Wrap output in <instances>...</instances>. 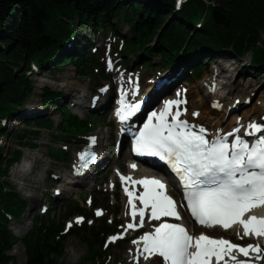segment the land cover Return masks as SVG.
Returning a JSON list of instances; mask_svg holds the SVG:
<instances>
[{
  "label": "trees",
  "instance_id": "16d2710c",
  "mask_svg": "<svg viewBox=\"0 0 264 264\" xmlns=\"http://www.w3.org/2000/svg\"><path fill=\"white\" fill-rule=\"evenodd\" d=\"M119 21L127 26L129 37L117 34L115 22ZM81 29L85 35L78 31ZM99 31L103 35L110 31L113 38H107L118 48L125 67L131 56L145 69L185 66V73L199 80L209 69L206 61H215L216 56L241 60L250 53L247 68L242 66L240 72L264 67V0H184L180 8L175 0H0V137H12L15 143L5 154L0 146V264L13 261L9 253L19 243L24 248L25 264H63L60 259L68 236L86 246L79 264H99L103 239L115 230V225L90 227L84 221L63 234L67 218L82 214L93 217L77 202H68L69 210L56 223L51 211L34 216L30 229L17 238L9 225L23 219L28 202L4 181L23 151L38 147L41 131L55 132L56 140L75 143L73 139L94 128L67 106H59L63 95L50 87L42 89L40 102L43 108H55L57 124L41 116L24 117L23 109L33 91L28 78L32 66L47 68L53 74L71 66L79 78L94 80L98 74L106 78L99 51L89 40ZM92 118L98 120L99 116ZM1 120L20 121L23 127L9 132ZM49 153L53 162L67 159L62 149H50ZM91 199L92 205L98 206L97 198Z\"/></svg>",
  "mask_w": 264,
  "mask_h": 264
},
{
  "label": "rangeland",
  "instance_id": "374dc122",
  "mask_svg": "<svg viewBox=\"0 0 264 264\" xmlns=\"http://www.w3.org/2000/svg\"><path fill=\"white\" fill-rule=\"evenodd\" d=\"M115 26L117 27V34L126 37L130 36L129 30L124 23H122L121 21L115 22ZM78 31L81 32L82 35H85L84 29ZM107 37L110 39L112 38L110 36V31H107L105 35H103V32L99 31L98 35L91 39V43L95 44L96 47H100L99 62L103 63L102 66L104 70V76H106V80H103L101 78L102 75L99 74L94 80H90L88 78H79L75 76L74 69L71 66L57 69L54 74L49 73L47 71V68H44L43 70H35L33 73H30L28 75V78L32 84L33 91L31 97L26 102L25 108L23 109L24 117L26 116L27 118H33L34 116H41L46 119H52L55 124L59 122L58 113L56 110H54V107L49 106L46 108H42V106L40 105L39 94L44 87H50L56 92H62L64 95V93L67 94V89L64 87V85L69 82L72 83L73 88L76 91L72 93L71 96L68 95V98L66 100H63V98L61 97L57 104L62 106L66 105L70 109L72 114H77L72 106V96H74L77 91L79 92L82 87H84V90L90 92L88 96H91L89 97L91 99L95 94L99 92V90L102 89L103 86L106 85H108L115 93L120 84H123L124 86L125 84H127L128 78L133 79V76L135 75L139 78V90L145 91L153 87L155 88L154 82L157 77H162L165 74L168 75L169 73L174 74L170 75V78L173 80L171 84L177 82L178 78L179 82L177 84H173L175 85L173 88H171V84L167 85V87L170 86L169 90L162 94V96H160L155 103L161 104L162 100L165 98L164 96H167L170 93V96L172 97L176 96V94L179 93L181 102L185 101V105H182V107H184L183 111L187 112L189 109L190 100L196 99L195 95L189 94V92L192 90L191 88L199 84L204 76L213 68L214 70H217L219 66H226L228 68V71H231L230 73H228V75L231 76V83L233 86L232 98H234L236 91H240V94L238 95L244 96V100H239L238 98L235 99L237 100L238 104L236 112H239L238 115L241 117L240 119H243V117L241 116V112L244 108L250 109L253 106H258V103L262 101V107L259 106L260 111L255 115H258L257 120H264V84L262 82L264 76V67H249L248 69L240 72V68L242 66H245L247 68V62L251 58V53L241 60L230 58L229 61H226L221 59L219 56H216L215 61L205 62L209 66L208 71L201 73L200 79L195 80L188 76L189 74L185 73V68H183L182 70L180 68L179 70H176L175 67H173V70L166 71V69L168 68L158 67L156 65L155 67L145 69L137 59L131 56L128 58V67H125L122 63L124 59H121L119 57L118 48L115 47L112 43L113 41H110ZM72 45L73 44L71 42L69 46ZM106 60H110V64L107 66L104 65L106 63ZM157 60L158 59L154 60L155 64ZM38 79H45L47 82L43 85H39ZM164 81L167 82L165 78H159L157 79V83L160 82V84L155 85L157 87H160L162 82ZM80 94L81 93H79L78 95ZM90 99H88L87 103H89ZM84 105L86 104L84 103ZM33 108L34 112H30V109ZM105 108L106 106H96L93 109L88 108L89 111L84 108L83 113H78L81 118H86L92 124H94V128L86 133V137L73 139L75 143L59 141L58 138L56 140L55 132L43 130L41 131L39 140L36 142V145L38 146L36 150L23 151L20 162H17L10 167L8 177L4 181L14 186L16 191L28 202V211L23 215V219L21 220L24 225L23 227H21L19 234L18 228H20L21 221H12L9 226L13 234H18L16 236L21 239L31 227L30 220L34 216L39 215L40 212L45 210L47 207L50 208L49 210H51V218L53 222L56 223L61 216H65V211L67 212L69 210L67 209L68 202H77L87 212L90 211V208L84 205V200L88 196L92 195L97 198L95 199V203L99 204L100 209L98 208L95 210V219L90 220L91 223L88 222V225L92 227L95 225L103 224L105 226H108L109 228L112 225L113 220H119L120 226L119 228H117V232L109 233L108 236L122 237L117 238L114 242L110 241V237L108 238V240H105L104 248H106V250L102 253L103 257L99 258L98 262L99 264H123L127 260H129L128 256H130L132 245L134 244L133 241H136L138 235H129L127 233H124V228L130 222V220L122 218V214L127 212L128 208L123 206L122 185L120 179L118 177H115L114 173L115 170L118 169L117 165L121 166L122 173H125L127 171L126 164L129 159L126 156L125 151L121 150L120 154H118V152L115 151L114 147L111 148L112 142L115 139L116 131L114 129L113 123L110 122L106 116L102 117L104 116L103 113L107 112V108ZM94 109L96 111H93ZM94 115L99 116L98 120L97 118L96 120L92 118V116ZM229 116H231V114L226 115V117ZM251 118L252 117H250L249 120H251ZM22 127L23 125L20 121H14L4 124V128H9V132H11L12 130L21 129ZM89 137H94L100 140L99 143L101 145L99 146V151H102L104 159L106 161V165H100L94 172V175L99 178L97 179L96 177L97 180L95 182L90 179L89 185H85V180H82V186H77L76 188L72 187V190H70L71 192H74V194L62 193L61 195H56L55 190L58 189L59 183L55 182V180L52 181L51 177L56 178L58 176L59 178L60 176H63L64 173H66V167L68 165H71L75 160V158L72 157L73 151L81 149L83 147H87L86 145L88 144ZM54 139L56 141H54ZM13 140L14 139L12 137H9L0 141V146L2 147V152L4 154L5 152L11 151L14 148L15 143ZM50 149H64L67 154V159H63L59 162H49L48 155ZM110 149H112L111 152ZM42 155H45V157L42 159L44 161V164L42 163L41 165H37L38 169L35 170L39 177H41L42 184L40 185L41 188L37 190L36 198L31 199L29 197L30 191H24L21 188L23 185L22 183L25 182H22V180H18L17 178H15L14 172L19 170L20 168H26V166H28V163H26L25 160L27 156L38 157ZM27 189L31 188L28 187ZM42 195L44 197V202L39 206V199ZM101 195L102 198L100 199ZM135 195H137V193H135ZM49 196L50 198L54 199L55 204L50 205L48 200V203L45 205L47 207H45L44 203ZM97 211L101 212L102 214L96 215ZM67 219L69 220L67 223L68 229H74L75 226H79V224L82 223V219L78 217H69ZM78 219L80 220L79 223L76 222ZM184 221L188 224L185 217ZM69 225L71 226L69 227ZM145 231L146 226H144L143 232ZM205 232L208 235L212 236L221 235L220 231L213 233L212 230H208ZM239 237L240 235L236 233L235 237L231 236L230 238L234 242H241L242 238L239 239ZM250 243L251 241H248L246 242V245H249ZM18 245L22 248V254L16 255L13 253V250ZM16 246H14V248L9 253L14 258L13 261L10 262V264H25L24 248L20 243ZM86 250V246L78 239L72 236H68L65 241V252L60 260L63 264H79L84 259ZM262 255L264 256V250H262ZM138 263L140 264L141 262Z\"/></svg>",
  "mask_w": 264,
  "mask_h": 264
},
{
  "label": "snow or ice",
  "instance_id": "6c2138e0",
  "mask_svg": "<svg viewBox=\"0 0 264 264\" xmlns=\"http://www.w3.org/2000/svg\"><path fill=\"white\" fill-rule=\"evenodd\" d=\"M178 103L180 102L169 101L159 115L152 113L149 122L136 138L134 151L141 156L159 157L184 178V187L191 189L186 193L188 206L200 225L212 227L214 224H221L227 228L231 223L239 222L245 236H264V218L250 216L246 221L241 219L246 211L264 205V134L257 137L251 145L242 138H236L231 144L223 141L210 143L203 135L191 131L187 122H178L179 112L172 116V123L165 121V114L171 105ZM153 117L157 120L156 124L151 123ZM123 119L125 117L122 115L121 120ZM248 128L251 131L245 132L247 136H255L262 131V126L255 123L248 125ZM132 183L144 188L138 196L125 188L127 203L132 208L131 216L135 219L139 215V226H143L145 210L149 208L150 220H160L161 217L179 219L175 202L166 195V185L163 182L142 179ZM150 185L154 187L150 188ZM134 197L143 207H136ZM101 214L99 211L96 213ZM76 222L79 223L80 220ZM136 226L129 223L127 228L133 229ZM117 238L122 237L109 239L114 242ZM141 240L143 252L147 253L144 259L156 257L157 264H210L213 256L219 262L223 259L222 254L230 255L233 249L245 256H248L250 250L257 253L260 251L259 246L239 247L228 240L211 239L203 234L193 243V237L188 235L183 226L170 223L159 224L154 231L145 233ZM193 247L195 251H190Z\"/></svg>",
  "mask_w": 264,
  "mask_h": 264
},
{
  "label": "bare ground",
  "instance_id": "6f19581e",
  "mask_svg": "<svg viewBox=\"0 0 264 264\" xmlns=\"http://www.w3.org/2000/svg\"><path fill=\"white\" fill-rule=\"evenodd\" d=\"M173 69H166V71H170ZM231 71H228V68L219 66L217 70L214 68L208 72L204 78L201 80V82L195 86H193L189 94L195 95L196 99L195 100H190V105L187 113L185 115H181V118H186L188 120V124H194V126L197 129H203L209 131V133L213 136L216 137L220 135V137L225 136V133H231V136L229 139L231 141H234L236 138H240V136L246 131L249 130L251 131L250 128H248V125L255 123V124H261L264 125V120H257L258 115H255L257 112L260 111L259 106L262 107V101L258 103V106H253L250 109L244 108L241 112V116L243 119H240L241 117L238 115L239 112H236L237 108V100H242L244 96L238 95L240 94V91H236V94L234 98H232L233 95V86L231 83V76L228 75ZM170 75H174L172 73H169L168 75L165 74L162 77H157L154 82L155 88H150L146 94H147V103L149 105H152L156 102V100L162 96L165 92H167L171 86L173 88L175 85L179 82V78L177 82L171 84L173 80L170 78ZM159 78H165L167 82H162L160 87H157L155 84H159L160 82L157 83V79ZM47 81L45 79H38V84L43 85ZM171 84L169 87L167 85ZM64 87L67 89V94L65 93V96L63 100H66L68 98V95H72L76 90L73 88L72 83H66ZM171 90V89H170ZM81 93L80 95H78ZM90 92L87 90H84V87H82L79 92L77 91L76 94H74L73 97V103L74 106L73 108L77 112V114L83 113L84 108L89 106V103L84 105L83 100H87L89 98ZM178 94V93H177ZM176 96L170 98L171 101H179L178 97ZM78 95V96H76ZM110 95L108 94V97ZM166 97V96H164ZM240 97V98H239ZM165 98L162 102V105L159 107L156 105V109L153 113H156L159 115L162 112V107L163 103L166 101ZM261 99V98H259ZM109 100V99H108ZM149 100V101H148ZM160 100V99H159ZM244 100V99H243ZM207 102V104H206ZM98 105H101L99 103ZM173 112H171L169 115H165V120H171L172 121V116L175 115V111L178 112L179 110V104H172ZM30 112H34V108L30 109ZM180 112V111H179ZM262 112V110H261ZM193 113H196L197 115H193ZM152 114V113H151ZM227 114H231V116L226 117ZM251 120H249V118ZM229 118V119H228ZM235 129H239L236 133H233ZM233 133V134H232ZM264 134V129L260 132V136ZM259 136V137H260ZM124 143V140H122ZM101 144L99 143L98 147ZM87 152V150H85ZM45 157V155L38 156V157H31L27 156L26 157V163H28L26 168H20L16 172H14V177L17 178L18 180H22V189L24 191H30L29 197L36 198L37 196V190L40 189V185L42 184V179L39 177V175L35 172L36 169H38L37 165H41L42 163L44 164V161L42 160ZM77 160V159H76ZM98 167L100 165H106V161L104 158H101L100 161L98 162ZM82 165H86L85 162L80 164L78 168L80 169ZM132 161H128L126 164L127 171L125 173H121V166L117 165L118 170H115V177H118L121 179V177L125 178H130V179H121V184H122V196H123V206L127 207L128 210L127 212L122 214L123 219H128L130 220V223H133L134 225H137L136 227L139 226V215L136 216L135 219L131 216V211L132 208L130 205H128V196L125 193V188H127L129 191H134L140 192V187L135 184L133 185L132 181L134 180H140L142 178H147V174H145L140 167L135 166ZM71 177L65 175L64 179L59 180V186L58 189L55 190V192L65 194H74V192H71L72 187L75 183H81V181L77 178L75 179H70ZM114 180V178H113ZM31 189H27V188ZM175 193L176 189L174 190V185L173 182H167V190H166V195H168L174 202H175V211L179 214V219H182V208L180 207L179 201L175 198ZM140 194V193H139ZM134 204L137 206L138 204L140 207H143V205L138 202V200L133 198ZM150 216V208L145 210V221L143 226H146V232H152L154 231L155 227L159 226L161 223H166L170 220H179L174 217H161L160 220H150L148 217ZM24 223L21 222L20 228H18V234L21 230V227H23ZM214 229V228H213ZM221 236H228L230 237V233H237L240 235L239 238H249L254 242V245L259 246H264V240L261 238H252L251 235L249 234L248 236L244 235V229L240 227L238 224L233 225L229 230L226 231H221ZM17 233V232H16ZM124 233H127L131 235V231L127 229V225L124 228ZM145 233H142L136 241H139V243H135L132 245V250L130 252V256H128L129 260H127L123 264H139L138 262H141L140 264H157L158 258L152 257L150 260H145L144 256L147 255V253L143 252V242L141 240V237L144 236ZM205 233V232H204ZM16 234V235H18ZM247 247V245H245ZM261 250L257 253L255 251H249L248 256H244L242 253H238L239 256L244 257L243 260H245L246 264H264V256L261 254ZM14 254H22V248L21 246H16L15 249L13 250ZM233 255H235L233 253ZM261 257V258H257ZM227 259V258H225ZM221 264H224L222 261ZM228 264H235V263H228Z\"/></svg>",
  "mask_w": 264,
  "mask_h": 264
}]
</instances>
